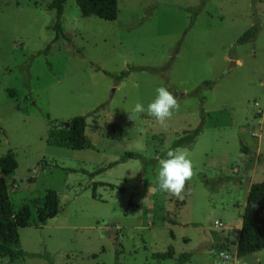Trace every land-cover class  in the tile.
Instances as JSON below:
<instances>
[{
    "label": "rangeland",
    "instance_id": "374dc122",
    "mask_svg": "<svg viewBox=\"0 0 264 264\" xmlns=\"http://www.w3.org/2000/svg\"><path fill=\"white\" fill-rule=\"evenodd\" d=\"M51 1L0 0V157L18 163L5 175L14 210L31 207L18 247L39 254L0 264H179L185 252L182 264H218L225 237L234 264L248 189L264 180V0H117L115 20L66 0L55 41ZM253 24L255 38L237 43ZM160 86L179 103L166 128L132 110ZM77 115L86 147L47 144ZM177 148L194 164L183 199L157 186V158ZM48 189L59 208L42 221ZM236 261L264 264V248Z\"/></svg>",
    "mask_w": 264,
    "mask_h": 264
},
{
    "label": "trees",
    "instance_id": "16d2710c",
    "mask_svg": "<svg viewBox=\"0 0 264 264\" xmlns=\"http://www.w3.org/2000/svg\"><path fill=\"white\" fill-rule=\"evenodd\" d=\"M66 0H52L48 5V9H55V29L54 40L64 37L61 26V17L63 13V4ZM83 16L94 15L105 20H115L118 13L117 0H75ZM258 24H253L247 28L238 38L237 43H245L253 40L258 32ZM52 41V42H53ZM51 45H47L44 52L50 49ZM127 75V71L120 72L116 76V80H120ZM206 84L208 82H205ZM68 125L65 123L59 128H51L46 137L49 145L65 147L73 150H80L87 146L85 136L86 116L77 115L70 118ZM199 128L193 130L187 137H181L173 142V147L190 143L195 136L198 135ZM247 150L246 147H242ZM135 153H126L124 157H136ZM115 162L108 164L106 167L97 169L93 174L105 171L114 165ZM18 163L15 155L8 150L0 157V254L7 256L9 261H15L20 257H33L39 254L27 252L18 247V228L29 225L31 207L29 204H22L16 211L10 201L8 195V185L5 175L11 173L17 168ZM59 208L58 194L53 189H48L43 200V206L38 207V217L40 220L55 216ZM229 239L216 243L215 248L222 250H230ZM264 248V180L255 182L250 185L249 192L246 196L243 212L241 215V226L238 232V239L235 243L234 252L237 258L251 254ZM173 248H168L163 252L152 253V257L156 259H167L174 257ZM191 257L190 252L181 253L177 260L179 264L187 261ZM116 264V263H115Z\"/></svg>",
    "mask_w": 264,
    "mask_h": 264
},
{
    "label": "clouds",
    "instance_id": "9594fccd",
    "mask_svg": "<svg viewBox=\"0 0 264 264\" xmlns=\"http://www.w3.org/2000/svg\"><path fill=\"white\" fill-rule=\"evenodd\" d=\"M154 99L145 107L137 102L133 107V112L147 113L156 122L166 128L167 121L170 120L174 111L179 110L177 97L166 87L160 86L155 89ZM131 119V117L129 116ZM191 153L186 148L169 150L164 158H157V186L158 190L170 196L183 199V193L187 181L194 176V164L190 158Z\"/></svg>",
    "mask_w": 264,
    "mask_h": 264
},
{
    "label": "built area",
    "instance_id": "2783aa9c",
    "mask_svg": "<svg viewBox=\"0 0 264 264\" xmlns=\"http://www.w3.org/2000/svg\"><path fill=\"white\" fill-rule=\"evenodd\" d=\"M215 225L219 226V227L223 226L222 223L219 222V221H215ZM218 256H219V259H220L218 264H227L228 261H229V258H230V252L228 250L219 249ZM233 257L234 258H233L232 263L236 264L237 263V261H236L237 258H236L235 252H234V256Z\"/></svg>",
    "mask_w": 264,
    "mask_h": 264
},
{
    "label": "water",
    "instance_id": "95a60500",
    "mask_svg": "<svg viewBox=\"0 0 264 264\" xmlns=\"http://www.w3.org/2000/svg\"><path fill=\"white\" fill-rule=\"evenodd\" d=\"M234 65H236V63L234 62V61H231V63H230V67L231 66H234ZM68 125V122H65V126H67ZM114 240V239H113Z\"/></svg>",
    "mask_w": 264,
    "mask_h": 264
},
{
    "label": "crops",
    "instance_id": "0c3cea01",
    "mask_svg": "<svg viewBox=\"0 0 264 264\" xmlns=\"http://www.w3.org/2000/svg\"><path fill=\"white\" fill-rule=\"evenodd\" d=\"M248 191H249V189H248ZM215 221H217V220H215ZM173 222V221H172ZM176 222V221H175ZM214 224H215V222H214ZM240 226H241V223H240ZM239 229H240V227H239ZM239 232V231H238ZM226 238V237H225ZM237 239H238V234H237ZM219 250V249H218Z\"/></svg>",
    "mask_w": 264,
    "mask_h": 264
}]
</instances>
